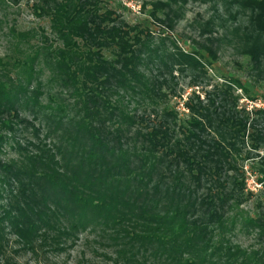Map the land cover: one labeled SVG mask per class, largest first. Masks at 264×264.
<instances>
[{"label": "trees", "instance_id": "1", "mask_svg": "<svg viewBox=\"0 0 264 264\" xmlns=\"http://www.w3.org/2000/svg\"><path fill=\"white\" fill-rule=\"evenodd\" d=\"M177 2L141 12L173 30ZM216 2L245 17L231 34L264 79V0ZM32 8L50 36L11 29L37 43L0 62V254L9 235L46 255L86 234L107 242L117 264H264V244L249 251L229 239L238 226L264 239V213L241 208L244 162L257 158L251 171L264 187V107L239 106L235 90L247 91L223 75L203 95L192 90L182 111L170 103L172 73H191V85L208 79L219 48L156 42L103 0ZM212 29L207 22L200 34Z\"/></svg>", "mask_w": 264, "mask_h": 264}, {"label": "rangeland", "instance_id": "2", "mask_svg": "<svg viewBox=\"0 0 264 264\" xmlns=\"http://www.w3.org/2000/svg\"><path fill=\"white\" fill-rule=\"evenodd\" d=\"M36 1L0 0V62H10L14 58H22V55L15 50H24L23 48H26L27 43L31 45L37 43V39L31 38L20 41L19 38L12 35L11 29L14 30L15 34H41L43 32L50 36L49 19L37 16L32 8ZM153 1L155 0H133L136 8L131 10L123 4L125 0H103V7L113 10L127 24L137 25L142 29L149 30L156 42L159 38L169 37L174 40L180 49L185 51H202L201 46L208 44L214 48H219L217 61H211L208 79L191 85V73L179 71L172 73L171 86L175 95L174 97L171 96V106H178L181 110L179 103L192 90L203 95L211 86L220 84L222 80L219 77L223 75L240 82L247 91L246 93L240 89L235 90L234 95L239 96V106L244 107L247 111L264 107V79L258 78L252 73L247 58L240 55L238 43L231 34L233 29L241 23L243 24L244 16H238L236 21L231 17L229 18L228 13L233 14L236 9L223 6L216 0H178L181 19L177 21L173 30H169L149 18L148 8L141 12L143 3ZM159 18H163V15H159ZM207 22L213 24L212 32L200 34V30ZM207 39L210 42H207ZM16 43L21 44V46H15ZM168 79L170 78L168 77ZM248 96L254 98V100L249 99ZM5 150L7 153L6 156L2 157L3 160L8 161L15 157L13 151L8 148ZM253 158L243 163L245 192L250 195L248 200L241 206L243 212L251 217L264 213V187L256 181L258 178L257 172L255 170L251 171L253 163L257 160V158ZM241 164L240 162L239 165ZM229 174L233 175L232 172ZM241 178L238 177V180H241ZM78 238L79 240L76 243L74 241L67 243L65 250L62 252L43 255L40 252L33 254L25 250L16 237L9 235L8 245L5 247L4 253L0 254V264H117L116 258L110 251L111 249L107 250L103 247L107 242L101 241L96 235L85 234ZM229 239L243 250L247 249L249 251L256 250L264 244V239L259 244L252 233H247L239 226ZM99 247L102 249H99Z\"/></svg>", "mask_w": 264, "mask_h": 264}, {"label": "built area", "instance_id": "3", "mask_svg": "<svg viewBox=\"0 0 264 264\" xmlns=\"http://www.w3.org/2000/svg\"><path fill=\"white\" fill-rule=\"evenodd\" d=\"M123 4L131 10H134L136 8V6L133 4V0H125Z\"/></svg>", "mask_w": 264, "mask_h": 264}]
</instances>
